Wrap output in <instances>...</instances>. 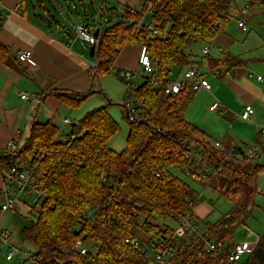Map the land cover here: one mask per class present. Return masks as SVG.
I'll use <instances>...</instances> for the list:
<instances>
[{
    "label": "trees",
    "instance_id": "16d2710c",
    "mask_svg": "<svg viewBox=\"0 0 264 264\" xmlns=\"http://www.w3.org/2000/svg\"><path fill=\"white\" fill-rule=\"evenodd\" d=\"M235 2L154 0L152 19L160 33L157 37H152L145 22V4L138 12L125 7L121 17L126 21L101 30L96 39L98 67L92 74L93 83L96 85L102 76L112 72L119 55L129 46H147L152 60L171 72L176 67H192L193 53L187 49L198 43L214 42L223 32ZM8 52L0 44V58ZM95 93L50 95L71 108H79ZM135 94L145 106L140 122L129 121L126 148L121 152L108 145L120 127L106 107L86 113L66 135L60 134L53 123H35L22 148L13 154L0 152L4 174L14 162L37 167L46 198L40 206L33 207L36 219L23 233L40 260L65 264H149L125 239L137 237V228L149 235L147 242L142 241L144 244L171 236L174 229L160 222L172 220L171 215H182L198 203L196 191L184 178L189 163L180 154L182 139L195 143L210 163L220 169V174L204 187L218 189L234 204L231 213L218 223L204 226L207 233L231 243L235 228L250 217L257 190L249 180L256 178L264 165L230 158L231 148H211L204 134L184 117L195 93L168 97L145 81ZM263 142L259 133L257 143ZM81 238H85V243L98 244L95 254L90 252L83 257L73 250ZM200 250L197 245L187 246L170 263L217 264L210 257L199 260ZM243 264H264V234Z\"/></svg>",
    "mask_w": 264,
    "mask_h": 264
},
{
    "label": "crops",
    "instance_id": "0c3cea01",
    "mask_svg": "<svg viewBox=\"0 0 264 264\" xmlns=\"http://www.w3.org/2000/svg\"><path fill=\"white\" fill-rule=\"evenodd\" d=\"M0 2L3 6L0 44L9 50L0 58V152H3L11 142L18 143L22 148L35 123H53L60 134H65L68 125L63 127V122L70 120L72 131L74 126L70 116L78 108H71L67 102L50 93L76 95L94 91L95 84L89 67L97 63L90 58L91 45L79 38L74 28L85 25L93 34L97 30L104 31L113 21L112 17L123 14L125 7L131 11H141L143 0ZM253 6L246 15L251 19L264 12V1L253 3ZM242 11L240 14L246 17ZM243 19L240 18L238 23L245 22ZM214 43L223 51L214 50L208 58L203 56L205 45L201 44L200 53H193L191 58L194 63L192 67L198 69L211 84L212 91L195 93L194 97L199 95V104L191 108L197 103L193 101L184 117L204 134L209 144L218 141L223 149L251 147L257 143L260 130L264 128V26L252 21L251 29L243 32L238 24L229 23L228 17L223 32ZM27 50L32 52V56L29 62L21 63L19 54ZM139 52L138 46L125 48L115 66L138 69ZM188 68H173L169 79H182ZM259 76L263 79L258 80ZM22 94H27L29 100L21 99ZM215 103H219V107L211 111L210 107ZM247 105L255 110L251 122L239 117ZM84 115H77L78 121ZM1 169L0 224L9 232L13 247L34 252L35 249L25 241L23 232L35 221V210L28 205L29 197H25L15 208L1 211L4 184ZM7 252L0 248V264H21L18 259L7 261Z\"/></svg>",
    "mask_w": 264,
    "mask_h": 264
},
{
    "label": "built area",
    "instance_id": "2783aa9c",
    "mask_svg": "<svg viewBox=\"0 0 264 264\" xmlns=\"http://www.w3.org/2000/svg\"><path fill=\"white\" fill-rule=\"evenodd\" d=\"M161 2L162 0H156ZM264 0H261V2ZM154 0H143V4L147 7L145 20L149 26L152 37L160 35L156 28L152 16L155 12ZM3 6L0 2V26L2 25L1 15ZM249 8L242 11L243 15H248ZM149 16V19L146 17ZM218 25L219 21H215ZM238 27L247 32L248 28L244 21L238 23ZM76 35L82 40L89 43L91 46L96 44L94 34L85 25L77 26L75 30ZM222 52V48L215 45L214 42L206 44L202 50L205 57L211 55L212 51ZM32 56L30 50L20 52L19 61L21 63L29 62ZM98 64L94 63L89 67V71L93 74L97 71ZM139 70V71H138ZM112 72L121 80L130 84V89L125 101L126 104V118L130 122H140L139 116L145 103L139 99L135 91L139 87L138 84L133 83V80L141 77L148 82L152 88L161 90L165 96L174 97L182 93H199L201 91L211 92V84L204 78L198 69L194 67L188 68L182 79L171 81L169 79L170 69L167 66L161 67L158 62L152 60L147 46H142L139 52L138 69L130 70L120 67H114ZM258 77V80H262ZM21 99L29 100L27 94H22ZM36 101L40 102V100ZM219 107V103H215L210 107L211 111H215ZM255 110L251 105H247L242 113L240 119L245 122H251ZM70 120H64L63 125H69ZM262 139L264 140V128L260 130ZM180 154L181 157L189 163V167L185 170V177L189 178L196 184L208 185L212 180L220 174V169L214 167L208 157L196 147V144L188 139L180 140ZM210 146L214 150H223L220 142H211ZM20 149L16 142H11L6 148L8 154H13ZM240 150V149H239ZM232 148L229 151L230 158H244L250 162L259 161L264 158V142L263 144L255 143L251 147ZM31 198L33 207L40 206L46 198L43 186L40 183V178L37 173L35 165H24L20 162H14L10 171L4 174V184L2 188L3 204L1 211L6 212L15 208L21 198ZM194 207L188 212L174 216L171 215L172 220L177 223V228L174 229L171 236H165L161 239L150 241L144 244L139 238L128 236L125 243L135 250L137 253L145 256L148 260L154 259L157 264H169L177 252L184 251V248L190 245H197L201 248L198 258L210 257L217 264H243L244 258L247 254L253 251L254 247L247 243H234L223 240H216L213 236L207 233L205 227L199 225L193 214ZM0 248L8 250L6 260L12 261L18 259L21 264H65L63 261L55 260L53 262H44L40 260L32 251H26L20 248H15L10 244L9 232L0 224ZM73 250L85 257L90 254V250L85 246V242L81 239L77 240L73 246Z\"/></svg>",
    "mask_w": 264,
    "mask_h": 264
},
{
    "label": "rangeland",
    "instance_id": "374dc122",
    "mask_svg": "<svg viewBox=\"0 0 264 264\" xmlns=\"http://www.w3.org/2000/svg\"><path fill=\"white\" fill-rule=\"evenodd\" d=\"M259 2H261V0H252V2H250V0H236L229 10V23L237 25L240 18H244L243 20H245L249 29H251L252 21L264 26V12L261 13L260 16H255V19H251L247 16L244 17L240 14L241 10L245 7L251 9L254 7L253 3ZM121 16L122 14L113 16V21H110L108 26H111L118 21L125 22L126 20H123ZM74 29L76 30V28ZM201 46V43L192 45L187 49V51L190 52L191 50L192 53L199 54ZM132 65L135 66V63ZM142 82L143 79L141 77L133 80V83L135 84ZM129 89V84L115 76L114 72L102 76L94 87V91L96 93L83 102L80 108L72 111L73 114L70 116L73 119L72 124H76L78 121L77 115H84L92 110L106 107L108 114L120 127L119 132L109 141L108 145L116 152L123 151L126 148V141L130 129V123L126 118L127 109L125 104ZM198 97L199 95L193 97L189 105H191V103L195 100L197 102ZM198 104L199 102L194 103L191 105V108H196ZM57 125L60 126L59 122H57ZM70 129L71 125L66 126L64 133H70ZM259 162L264 164V158L253 163L256 164ZM184 178L185 181L196 191L198 203L194 206L193 214L200 226L204 227L207 223L216 224L234 209V204L227 198L223 197L218 189H214L210 186L204 187L203 185L194 183L187 177ZM249 181L250 184L255 186L257 190L254 198L255 207L246 223L238 225L235 228L231 240L234 243L247 242L255 247L264 234V169L258 173L256 178H251ZM23 199L25 198H21V201ZM28 205L33 207L31 198H29ZM35 216H37L36 212ZM160 224L165 226L167 225L172 229L177 228V223L174 220H166L164 222H160ZM134 233L141 241L147 242L149 240V235L139 228H137ZM85 246L92 254H95L98 248V244L95 242H86ZM149 264L157 263L152 258L149 260Z\"/></svg>",
    "mask_w": 264,
    "mask_h": 264
},
{
    "label": "water",
    "instance_id": "95a60500",
    "mask_svg": "<svg viewBox=\"0 0 264 264\" xmlns=\"http://www.w3.org/2000/svg\"><path fill=\"white\" fill-rule=\"evenodd\" d=\"M98 36H99V30H97L94 34L95 39H98ZM95 53H96V45H92L90 48V58L91 59H95ZM76 124H73V126H76ZM76 234H78V232H76ZM81 240L85 241V238H81Z\"/></svg>",
    "mask_w": 264,
    "mask_h": 264
}]
</instances>
